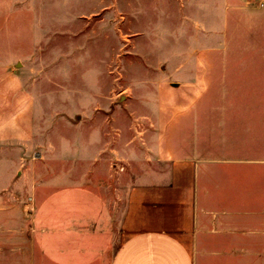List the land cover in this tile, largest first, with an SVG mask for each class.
<instances>
[{
	"label": "crops",
	"instance_id": "0c3cea01",
	"mask_svg": "<svg viewBox=\"0 0 264 264\" xmlns=\"http://www.w3.org/2000/svg\"><path fill=\"white\" fill-rule=\"evenodd\" d=\"M225 4L192 1L215 5V25L210 21L202 36L207 46L183 65L175 55L168 60L171 87L195 96L200 129L186 124L188 110L181 107L188 98H173L163 104L164 130L113 132L110 116L101 114L89 115L71 136L59 134L53 147L33 139L39 153L16 171L18 178L0 173V202L1 192L13 187L7 196L15 225L13 237L2 241L15 252L0 253V264H264L263 212L237 218L218 206L250 202L254 192L264 198V160L224 153L217 139L225 133L212 124L221 120L220 106L239 105L238 98L221 97L222 89L238 88L244 79L254 83L248 74L255 65L241 72L218 49ZM259 67L264 74V64ZM97 117L105 128H97ZM194 138H201L199 145ZM115 162L123 171L113 170Z\"/></svg>",
	"mask_w": 264,
	"mask_h": 264
},
{
	"label": "rangeland",
	"instance_id": "374dc122",
	"mask_svg": "<svg viewBox=\"0 0 264 264\" xmlns=\"http://www.w3.org/2000/svg\"><path fill=\"white\" fill-rule=\"evenodd\" d=\"M192 1L199 3L0 0V173L18 178L16 171H24L25 161L39 153V146H31L33 139L53 147L59 134L71 136L89 115L110 116L113 132L164 130L168 122L163 104L188 98L189 105L181 107L188 110L186 124L200 129L199 106L191 104L195 96L171 87L168 61L175 55L183 65L192 52L207 46L202 36L211 28L210 21L215 25V5ZM224 1L228 5H223L218 49L225 53V64L240 66L241 72L255 65L248 74L254 83L244 79L238 88L222 89L221 97L238 98L239 105L220 106L221 120L212 124L225 133L217 139L224 153L264 160V74L259 67L264 64V16L257 15H264V0ZM240 10L251 16L240 17ZM97 120V128H105L107 122ZM226 130H233L234 136L226 137ZM192 141L199 145L201 138ZM117 163L113 170L123 171ZM12 188L1 192L6 196L0 207H7L2 208L7 217L0 218L3 258L15 252L10 250L14 244L2 242L14 235V203L7 196ZM254 195L250 202L220 201L218 206L237 218L243 211L264 214V198Z\"/></svg>",
	"mask_w": 264,
	"mask_h": 264
}]
</instances>
